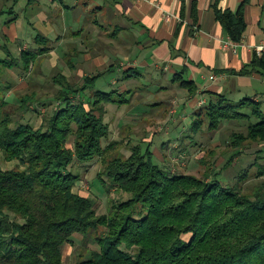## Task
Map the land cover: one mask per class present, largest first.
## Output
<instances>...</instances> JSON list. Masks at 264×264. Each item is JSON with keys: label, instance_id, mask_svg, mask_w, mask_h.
<instances>
[{"label": "trees", "instance_id": "1", "mask_svg": "<svg viewBox=\"0 0 264 264\" xmlns=\"http://www.w3.org/2000/svg\"><path fill=\"white\" fill-rule=\"evenodd\" d=\"M245 2L235 11L218 8L219 0L212 3L233 42H240L246 30ZM34 56L22 52L25 68ZM2 63L14 66L9 60ZM250 66L249 72L264 75V54L254 53ZM104 73L86 75L81 86L64 83L55 98L58 107L38 127L11 119L0 102V153L17 162L14 168L0 167V264H63L64 245L75 234L89 236L99 228L95 247L73 264H264V180L244 193L240 183L247 173L234 184L222 183L214 172L205 179L171 173L153 163L149 150L133 148L125 158L112 155L104 166L109 184L128 193L127 199L98 215L95 202L74 190L78 174L73 165L107 155L115 144L104 145L110 127L101 104L124 95L93 91ZM133 74L135 68L125 69L121 80ZM179 82L195 93L192 83ZM210 95L215 99L200 110L208 128L217 129L223 120H247L246 134H232L236 154L243 140L264 142L261 102ZM28 98L20 101L23 108H29ZM201 126L200 117L194 128ZM255 176H264V165Z\"/></svg>", "mask_w": 264, "mask_h": 264}, {"label": "rangeland", "instance_id": "2", "mask_svg": "<svg viewBox=\"0 0 264 264\" xmlns=\"http://www.w3.org/2000/svg\"><path fill=\"white\" fill-rule=\"evenodd\" d=\"M37 1L40 2L0 0V60H9L14 64L9 67L0 63V102L11 119L38 127L45 124L52 110L58 107L55 98L64 83L81 86L86 75L102 74L108 68H116L99 76L93 89L106 93L115 90L124 95L115 96V103L101 104L105 110L104 121L110 127L104 145L115 144L107 155L82 164L77 162L72 168L78 174L74 190L95 202L98 215L107 213L111 203L129 197L117 185L109 184L104 166L112 155L125 158L133 148H138L142 153L149 150L153 163L171 173L204 179L215 175L225 184H234L247 173L246 180L240 183L244 193L264 180V176H255L264 165V157L255 153L261 143L243 140L238 148L239 154H236V146L231 144L232 134H246L247 120H223L217 129L208 128L205 114L200 113L208 99L215 98H210V94L205 92L198 96L190 93L180 87V82L173 81L172 75L159 77V82H152L148 80L149 72L146 71L142 72L144 78L139 73L121 80L123 69L130 68L131 64L126 58L122 61L111 58L118 48L109 43L110 39L101 30L103 27L100 28L101 22L108 18L107 13H100L96 8L88 11L84 1L80 0L77 7H63L66 11L70 10L69 13L65 11L63 15L51 18L56 4L49 0ZM69 2L65 1L66 4ZM107 3L112 8V4ZM107 11H111L109 5ZM108 24L103 25L110 33L112 29ZM126 34L130 33L124 31V41L127 43L131 39ZM37 35H45L49 39L39 41ZM125 47L127 45L119 48V51L125 54ZM23 51L35 54L28 68H25ZM155 71L162 74L163 66L160 70H154L153 73L158 74ZM188 76L189 73H186L182 78L187 80ZM260 90L257 92L253 89L241 95L230 92L226 96L234 102L260 96L258 99L264 104V84ZM24 97H30L29 108L22 107L20 101ZM122 98L124 101L119 100ZM200 117L202 126L195 129ZM16 163L7 161L0 153L2 169L14 168ZM102 230L99 228L95 232L101 233ZM95 232L89 236L75 234L73 242L63 247V264L75 263L80 253L95 247L92 244Z\"/></svg>", "mask_w": 264, "mask_h": 264}, {"label": "crops", "instance_id": "3", "mask_svg": "<svg viewBox=\"0 0 264 264\" xmlns=\"http://www.w3.org/2000/svg\"><path fill=\"white\" fill-rule=\"evenodd\" d=\"M49 1L57 6L51 18L58 14L63 15L62 13L66 11L63 7H77L80 2V0H69L70 4H66L67 0ZM83 1L86 10L96 8L100 13H107L108 18L105 21L111 25L108 24L112 32L107 33V27L103 25L105 21L101 22V27L99 24L93 26L103 27L101 30L110 39L109 43L117 46L118 49L114 50L111 58L114 61L118 59L122 61L126 58L130 66L136 69V75L140 73L144 78L142 72L147 71L148 80L152 82H159V77L172 75V80L175 78L179 83L178 78L189 73L188 79L184 80L193 84L196 96L203 92L226 96L230 92L241 95L253 89L257 92L261 91L264 75L258 70L251 72L249 70L254 53H257L255 47L264 43V0H245L246 30L240 42H233L226 35L220 21L216 19L212 6L214 0ZM107 1L112 4V8ZM243 1L219 0L218 8L235 11ZM108 5L110 12L107 11ZM68 11L70 10L66 12ZM124 31L130 33V35L126 34L131 39L127 43L124 41ZM37 36L49 39L45 35ZM228 41L232 42L231 46L227 44ZM126 45L124 54L119 48H124ZM257 55L262 54L257 53ZM162 66V74L156 71L158 74L153 73ZM245 69L247 73H244ZM186 85L189 86L188 83ZM257 94L255 97L258 96ZM259 97L250 100L261 102L262 109L264 104L258 99ZM263 143L255 152L260 153L261 157L264 156Z\"/></svg>", "mask_w": 264, "mask_h": 264}, {"label": "built area", "instance_id": "4", "mask_svg": "<svg viewBox=\"0 0 264 264\" xmlns=\"http://www.w3.org/2000/svg\"><path fill=\"white\" fill-rule=\"evenodd\" d=\"M227 44H229L231 46L232 42L228 41ZM255 50L257 51V53L259 54H264V43L260 44L258 46L255 47Z\"/></svg>", "mask_w": 264, "mask_h": 264}]
</instances>
